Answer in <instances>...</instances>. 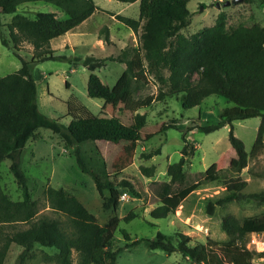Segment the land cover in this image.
Listing matches in <instances>:
<instances>
[{"label": "trees", "instance_id": "1", "mask_svg": "<svg viewBox=\"0 0 264 264\" xmlns=\"http://www.w3.org/2000/svg\"><path fill=\"white\" fill-rule=\"evenodd\" d=\"M39 0H0V42L13 50L22 65L19 69L0 76V164L9 158L10 168L22 188L21 199H13L2 187L0 176V264L4 263L11 244L22 246V260L36 244L55 247L59 264H118L115 249L116 232L121 220L136 217L130 211L123 218L113 214L104 223L85 204L65 187L48 185L44 195L53 211L62 216L38 215L39 207L29 189V177L21 165V154L27 141L37 137L40 127L52 129L63 137L67 146L86 140H108L122 145L115 151L111 167L119 172L134 161L137 142L147 140L155 133L177 127L176 118L155 125L156 131H148L146 113L137 112L129 120L119 114L93 113L76 95L67 100L70 116L68 123L43 113L38 105V81L33 68L47 59H66L51 46V41L65 34L87 19L97 8L94 0H44L65 12L61 18L55 11L37 10L34 16L15 13L19 5ZM134 2L136 0H121ZM138 18L121 13H112L132 28L138 35L137 46L128 45L119 53L105 57L88 55L84 59L90 70L88 94L95 98L114 100L117 97L113 86L104 82L95 72L116 61L126 64L128 77L121 94L128 90L131 79L147 80L152 75L159 83L158 99L181 95L185 108L200 104L212 94L224 96L233 103L225 107L214 123L197 125L206 132L230 124L229 140L237 159V169L248 164L249 155L244 141L234 133L233 121L259 116L257 136L253 150L262 147L264 140V25L240 24L228 26L225 14L214 25L202 29L199 35L186 36L183 32L191 23L193 11L189 0H139ZM225 2V1H224ZM222 2V3H224ZM15 13L4 22L2 14ZM4 27L7 31H4ZM107 40L108 37H107ZM33 46L30 60L19 53L23 44ZM72 61V59H70ZM79 57L73 59L74 63ZM185 143L178 161L168 166L169 181L159 192L158 204L150 214L164 218L175 212L182 201L205 181L221 180L222 167L209 173L184 169L187 157L195 151L192 141L183 137ZM159 149L143 153L151 157ZM79 168L93 176L103 198L105 209L117 210L123 189L140 195L127 178L112 180L104 163L100 167L89 166L79 146L74 150ZM230 159V163L231 160ZM156 167L142 166L148 176L155 174ZM156 181H152V185ZM226 192L207 203V212L213 214L217 206L244 199L264 201V192H245L247 181L241 176L224 179ZM108 191V193L106 192ZM221 226L227 233L224 240L208 239L191 243V236L177 232V241L159 230L148 240L150 248L167 252L180 251L193 264H254L255 250L246 245V235L264 231V212L239 219L234 214H225ZM126 239L127 230L121 229ZM137 238L132 243L141 242Z\"/></svg>", "mask_w": 264, "mask_h": 264}, {"label": "rangeland", "instance_id": "2", "mask_svg": "<svg viewBox=\"0 0 264 264\" xmlns=\"http://www.w3.org/2000/svg\"><path fill=\"white\" fill-rule=\"evenodd\" d=\"M94 1L97 8L87 19L66 34L53 39L51 43L58 54H63L67 58L47 59L33 68L38 81L40 110L52 118L68 123L70 116L67 114V100L76 95L93 113L101 116L116 113L124 120H129L137 112L146 113L148 131H156V124L172 118L178 120L177 127L157 132L147 140H139L133 163L119 172L113 171L111 163L115 151L122 143L86 140L67 146L58 133L50 128L40 127L37 130V137L27 141L21 154L22 168L29 177V189L38 202V215L49 214L64 218L52 210L44 195V189L48 185L62 186L75 194L97 216L100 223L106 222L113 214L123 218L130 211L136 213L132 220L122 219L119 223L114 245L115 249H119L118 264H193L180 251L167 252L160 248H150L147 239L155 237L161 230L175 242L177 232L189 234L191 243L205 242L208 239L224 240L228 238L221 226L225 214H234L243 219L245 216L264 212V201L248 199L217 206L213 214L207 212L209 200L226 192L224 182L226 177L239 175L245 179L247 185L243 191L247 193L264 192V140L260 149L253 150L261 119L254 116L233 121L234 133L244 141L247 151L251 152L248 164L238 170L237 159H232L235 154L229 140L230 124L210 132L197 127L199 124L217 122L220 112L225 107L233 105L222 95H209L200 104L185 108L181 95L173 94L162 100L158 99L160 87L152 75L144 81L131 79L128 90L121 94L120 91L128 77L126 64L108 60L105 66L96 69L95 72L104 82L113 86L117 94L116 99L109 101L89 96L90 70L84 63L86 56L105 57L111 53H119L128 45L139 44L137 33L112 14L121 13L138 18L139 0ZM224 1L227 0H189L188 7L193 11V15L191 23L183 30L184 34L189 37L199 35L203 28L214 25L223 13L228 26L254 23L264 25V0H230L227 5ZM218 3L221 5L218 6ZM37 10L55 11L61 18L65 17L63 10L44 0L23 3L15 13L34 16ZM15 13L2 14L3 21L8 22ZM4 31H7L6 27ZM32 49L33 46L25 42L19 53L24 59L30 60ZM75 57H79L76 63L73 61ZM21 65V60L15 56L13 50L0 42V76L19 69ZM183 137L196 146L195 151L187 157L184 169L209 173L222 167L223 179L203 182L182 201L175 212L164 218H154L150 211L158 204V194L169 181L168 166L180 159L185 143ZM76 146L80 147L89 166L100 167L104 163L112 180L116 182L122 178L131 180L140 195H133L123 189L118 209H105L93 176L83 172L76 163L74 155ZM156 149H159L160 153L149 158L143 156V153ZM10 165L9 158L0 164L1 185L13 199H21L22 188ZM143 165H154L155 174L148 176L143 173ZM152 181L156 182L152 185ZM121 229L128 231L130 239L124 238ZM137 238L143 240L133 244ZM246 245L256 251L253 263L264 264V231L248 233ZM22 249V246L16 243L11 244L3 264H59L55 258L58 251L55 247L36 244L21 260L19 254ZM73 264H77L76 254Z\"/></svg>", "mask_w": 264, "mask_h": 264}, {"label": "crops", "instance_id": "3", "mask_svg": "<svg viewBox=\"0 0 264 264\" xmlns=\"http://www.w3.org/2000/svg\"><path fill=\"white\" fill-rule=\"evenodd\" d=\"M72 29H73V28H72ZM70 30H71V29H70ZM131 30L134 31L132 28H131ZM67 32H68V31H67ZM67 32H66V33H67ZM134 32H135V31H134ZM66 33H65V34H66ZM63 35H64V34H63ZM54 39H55V38H54ZM66 40L68 41L69 39H66ZM52 41H53V39H52ZM52 41H51V43H52ZM109 41H110V40H109ZM66 43H67V42H66ZM69 43H70V41H69Z\"/></svg>", "mask_w": 264, "mask_h": 264}, {"label": "water", "instance_id": "4", "mask_svg": "<svg viewBox=\"0 0 264 264\" xmlns=\"http://www.w3.org/2000/svg\"><path fill=\"white\" fill-rule=\"evenodd\" d=\"M229 3H230V0H227V1L225 2L226 5L229 4ZM217 5L220 6L221 4L218 3Z\"/></svg>", "mask_w": 264, "mask_h": 264}]
</instances>
